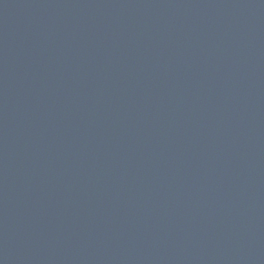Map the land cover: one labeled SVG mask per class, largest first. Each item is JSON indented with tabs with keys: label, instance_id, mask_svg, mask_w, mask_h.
Instances as JSON below:
<instances>
[{
	"label": "water",
	"instance_id": "95a60500",
	"mask_svg": "<svg viewBox=\"0 0 264 264\" xmlns=\"http://www.w3.org/2000/svg\"><path fill=\"white\" fill-rule=\"evenodd\" d=\"M0 264H264V0H0Z\"/></svg>",
	"mask_w": 264,
	"mask_h": 264
}]
</instances>
